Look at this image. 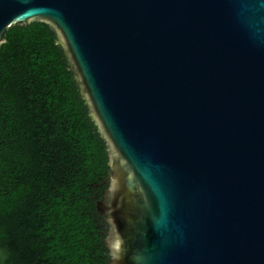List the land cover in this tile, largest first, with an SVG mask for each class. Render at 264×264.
<instances>
[{
	"label": "water",
	"instance_id": "1",
	"mask_svg": "<svg viewBox=\"0 0 264 264\" xmlns=\"http://www.w3.org/2000/svg\"><path fill=\"white\" fill-rule=\"evenodd\" d=\"M57 36L106 145L109 264H264V0H0Z\"/></svg>",
	"mask_w": 264,
	"mask_h": 264
},
{
	"label": "trees",
	"instance_id": "2",
	"mask_svg": "<svg viewBox=\"0 0 264 264\" xmlns=\"http://www.w3.org/2000/svg\"><path fill=\"white\" fill-rule=\"evenodd\" d=\"M55 32L0 43V264H109L106 145Z\"/></svg>",
	"mask_w": 264,
	"mask_h": 264
}]
</instances>
